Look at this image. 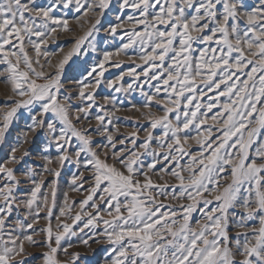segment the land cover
<instances>
[{
	"label": "snow or ice",
	"instance_id": "snow-or-ice-1",
	"mask_svg": "<svg viewBox=\"0 0 264 264\" xmlns=\"http://www.w3.org/2000/svg\"><path fill=\"white\" fill-rule=\"evenodd\" d=\"M124 6L139 10L142 18L136 19L135 24L143 25V34L133 29L129 42L121 50L126 52L139 43L140 58L153 72L149 79L159 81L152 95L145 94L146 108L161 91L165 93V100H155L163 107L164 115H145L149 117L152 129L158 125L163 128L159 138L163 161L176 162L170 175L179 183L154 182L139 160L142 153L133 150L126 154L124 141L119 142L121 148L117 151V142L105 125L107 113L95 117L99 125L91 130L101 135L107 133L108 143L94 148L93 137L89 134L91 126L77 127L69 112L70 105L58 98L65 65L80 53L81 47L96 31L108 0H51L46 7L39 6L37 0H0V64L5 65L0 70V77L10 84L13 94L5 100V104L11 106L0 112V141L19 109H35L30 117L29 131H46L51 138L49 146L54 145L60 153L56 162L61 166L69 160L80 163L81 154L86 153L88 158L83 166L90 169L94 181L90 193L80 201V211L74 215L72 204L75 201L70 204L67 193L64 194V205L59 209L57 230L54 231L51 220L52 209L56 207L55 182L49 192L42 193L43 176L35 178L36 173L29 168L24 175L31 181V189L22 199L18 197L15 193L19 191L21 181L15 175L16 169L8 163H19L24 157H17V149L13 148L8 163L0 164V174H3L0 180V264H25V241L32 245L41 242L33 235L21 236L16 232L24 228L35 232L33 225L40 219L42 211L48 221L47 226L40 229L46 233L42 243L48 249L42 253L44 264H61L57 259L58 251L67 254L68 247L72 246L68 244L61 248V241L66 236L76 235L72 227L82 221V217H86V222L80 232L89 228L93 230V236H97L94 231L97 223L105 225L103 236L111 244L108 264H264V137L261 135L264 133V0H257L251 7L245 0H124ZM57 11L60 16L54 14ZM69 11L78 14L73 17L78 25L83 26L80 24L83 18L91 26L84 35L71 38L74 46L63 54L54 71L48 72L40 64L41 45H47L49 37L55 38L53 34L57 29L61 33L74 31L66 18ZM90 13H95L94 20H89ZM111 31L115 33L116 28ZM194 44L207 47L196 48ZM26 45L33 48L35 58L29 56ZM59 51L63 52V49ZM43 55L48 57L46 63L51 67L49 53L45 51ZM112 56L113 53L104 52L103 59L88 72V76L97 68L101 69L98 75L102 76L104 63ZM34 65H38L39 70ZM128 74L136 75L131 70ZM144 74L148 75V69ZM41 79L45 82L38 83ZM86 79L79 81L78 96L95 103L91 92L85 95V89L89 87ZM95 83L98 86L100 80L95 79ZM209 92L215 95L209 96ZM204 97H207V103L200 102ZM221 97L225 98L223 102H220ZM182 103L184 111L181 112ZM90 107L78 108L75 120L79 122L81 114L87 119ZM217 107L219 111L211 116L213 123L207 126L206 133L194 138L201 152L190 154L184 147L189 136L184 134L182 140L181 135L190 125L197 128L205 125L208 113ZM173 112L177 113L175 123L169 118ZM49 115L51 119H47ZM213 128L220 133L215 138ZM169 134L172 143H166ZM125 136L133 138L131 143L135 148L138 134L132 132ZM27 137L25 132V142ZM73 139L79 141L74 156L68 151ZM152 139L149 131L145 143L140 146L145 153ZM253 144L258 146L250 155ZM109 147L113 149L112 164L107 162L109 153L106 149ZM174 151L189 155L190 163L181 166ZM45 160L43 171L58 178L60 172L48 167L53 159L45 157ZM157 162L153 160L147 169H156ZM226 169L230 179L222 175ZM168 171L167 164H163L160 172ZM82 176V173L79 177L73 176V191L83 187V182L77 186ZM139 176L144 177L143 181L137 178ZM177 186L181 190L179 194L175 191ZM169 189L172 190L171 199L191 202L166 205L157 196L167 197ZM98 191L102 193L99 200L104 202L112 217L110 220L101 215V206L94 199ZM204 193L211 198H206ZM213 202L215 207L205 210L203 220L193 226L191 217L197 205L203 203L207 208ZM21 206L33 217L31 223L25 224L27 216L12 222L14 210ZM89 207L95 209V213L88 211ZM176 207L182 209L179 215L173 211ZM65 216L71 217V225L60 219ZM253 221L259 226H251ZM230 227L244 231L235 232L232 238ZM81 242L87 245L88 239ZM79 256V253H72V264Z\"/></svg>",
	"mask_w": 264,
	"mask_h": 264
},
{
	"label": "rangeland",
	"instance_id": "rangeland-1",
	"mask_svg": "<svg viewBox=\"0 0 264 264\" xmlns=\"http://www.w3.org/2000/svg\"><path fill=\"white\" fill-rule=\"evenodd\" d=\"M51 0H37V4L39 6L46 7ZM257 0H245L246 5L249 7L255 5ZM124 4V0H108V7L103 10V15L100 17V23L96 26V31H94L93 35L88 38V41L81 47L80 53L74 55L68 63L65 65L62 74H61V89L58 93V98L62 103H66L70 105L69 112L73 118V122L77 127H86L91 126L89 134L93 137V147L99 149V146L107 144L108 141L106 139L107 133L101 135L95 131H92V128H95L99 125V122L95 119L97 115H105V125L107 126L108 132L112 133L115 138L116 150L118 151L121 148L120 141H124V149L125 153H130L131 151H137L142 153L140 155L139 160L143 162L144 170L148 171L149 176H151L152 180L156 183H167L169 185H178V181L175 177L170 175L172 168L176 166V162L171 161V159L167 162L163 161V153L159 147V138L163 135V128L161 126H157L155 129L151 128L150 119L146 116V113H151L153 116H162L164 115V110L162 106H158L155 103V100L163 101L165 100V93L161 91L160 94L156 95L154 98V102L150 107H145V103L147 100V95H152L155 92V85L159 83L157 80H150L149 77L153 74L150 66L145 64L140 58V45L139 43L133 44L131 47L127 49V51H123L122 46L129 42L128 37L131 34V31L135 29L137 32L143 34V25H136L135 20L141 19L139 10L133 9L128 6L122 7ZM97 12L100 11L99 8L96 9ZM56 16H60L61 13L59 11L54 13ZM74 15H78L72 11L67 13V17L69 19V23L74 31L63 32L61 33L59 29H57V33L53 34V37H49L47 45H41V56H40V64L45 66V70L48 72L54 71L55 66L58 64L59 60L62 59L63 54L67 53L73 46L74 40L71 39L73 37H80L86 33L90 28V23L83 20L80 21L81 27L78 25L77 21L73 18ZM95 13L89 14V20H94ZM129 17L133 19L130 20ZM39 22V21H37ZM243 26V25H241ZM115 27L116 32L113 33L111 28ZM163 27V26H160ZM196 48L207 47V45L194 44ZM29 56L35 58L36 53L30 45H26ZM62 48L63 52L59 51ZM47 51L51 57V67L46 63L48 57H45L43 53ZM104 52H111L113 56L111 60L104 63L103 75H98L101 71L100 68L96 69V72H93L91 76H88V72L96 66V64L103 59ZM119 62V66H116V63ZM137 65H140L137 67ZM39 70L38 65H34ZM5 65L0 64V70H2ZM145 69H148V75L146 76ZM134 71L136 75H129V71ZM123 76V79L120 77ZM85 77L86 83L89 84V87L85 89V95L87 96L89 92H91L94 96L95 103L92 101H85L83 98L78 96V92L80 90L81 85L79 81L83 80ZM139 77V78H137ZM242 79L244 77H241ZM95 79H99L100 83L97 86L95 83ZM44 80H38V83H44ZM114 82V83H112ZM110 83L112 86L110 87ZM163 87V85H161ZM203 88V85H201ZM117 89H120L117 91ZM206 91V90H205ZM11 86L8 83H5L4 79L0 77V112L5 110L7 107H10V104H5V100L8 97L12 96ZM209 96H214V92H209ZM70 96V100H66L65 97ZM107 98V99H105ZM224 97L220 98V102L224 101ZM201 103H207V97H204ZM195 103V101H194ZM89 113L87 119L83 118V114H81V120L77 122L75 120V114L78 108L80 107H88ZM103 105V108L100 107ZM133 105L135 107H133ZM169 107H172L169 104ZM36 111L33 109L29 111L28 109L21 108L17 111L16 115L13 117L9 128L5 133V137L3 141H0V164L8 163L9 157L11 155V151L13 148H16V156H23V160L19 163H8L9 167H13L16 169L15 175L20 179L21 183L19 186V191L15 194L21 199L27 193H29L31 189V181L24 175L27 169L31 168L36 173L35 178H39L40 175L43 176L44 185L41 189L42 193H47L50 191V186L55 182L56 187V207L52 209L53 217L51 223L53 225L54 231L57 229L55 225L57 223L56 217L59 216V209L64 205V194L67 193L69 198V203L72 204V214L80 211V201L86 198V196L90 193L91 187L94 186V181L92 179V174L89 168L83 166V162L86 158H88L86 153H82L79 160L80 163H76L75 160L65 161L63 166L56 162V157L60 154L57 149L53 146H49L50 137L47 135L45 130L37 129L35 132L29 131V126L31 125V115ZM179 111H184L183 103L181 104V108ZM201 111H205V109H201ZM219 111V108H214L211 112L208 113V120L205 125H200L197 128L195 125H190L188 129L184 130V133L181 135V139L183 140V135L187 134L189 136V140L186 144H184L185 149L192 155H197L201 152V147L195 142V137L198 134L206 133V129L208 125H211L213 121L211 120V116L216 114ZM176 112L169 114V118L175 123ZM199 115V113H198ZM47 119H51L49 115ZM111 121L109 124L108 121ZM183 120V117H181ZM59 127V125H58ZM118 129V131H116ZM103 131V129H101ZM151 131L153 139L150 142V147L147 153L145 150L140 147L145 143V139L147 137L148 132ZM28 133L27 141H24V133ZM136 132L138 136L135 138V148H133V144L131 143L132 137L128 136L126 138L125 134ZM220 133L217 129H212L213 138L219 136ZM264 137V133L261 134ZM166 143H172L171 134H169L168 138H165ZM79 141L76 139L72 140V147L68 149L69 154L74 156L76 151V146ZM258 146V144H253L250 155L254 154V149ZM152 150H155L156 153H153ZM106 151L109 153V158L107 162L109 164L114 163L111 159V153L113 149L111 147L107 148ZM27 152L28 155H24ZM174 155L177 156L179 164L181 166H186L190 163L189 155H182L179 152H173ZM207 154V153H206ZM45 157H51L53 159V163L48 165V167L57 169L60 172L58 178L54 177V175L50 172H44V166L46 164ZM101 158L103 159V155L101 154ZM153 160H157L156 169L149 170L147 169V165L152 163ZM163 164H167L169 171L166 173L160 172V168ZM117 167L120 165L117 163ZM83 174L80 180L77 181V186L83 182V187L78 191H73L74 185L71 183L73 176H80ZM185 176L188 175L187 172L183 173ZM226 179H230V176L227 175V169L224 174H222ZM141 181H143L144 177H137ZM3 179V174H0V180ZM102 185L101 187H103ZM224 186V181L221 180V187ZM211 187V185L209 186ZM171 189H169V194L167 197L165 196H157V198L163 201L166 205H179L190 203L186 199H171ZM177 194L181 191L177 186L175 188ZM189 191H192L189 189ZM102 193L98 191L94 199L101 206V215L105 219H111L112 217L108 215V211L105 209L104 202L99 200V196ZM155 194V193H154ZM194 194V193H193ZM206 198H211L208 196V193H204ZM123 200V198H121ZM91 201L89 205H91ZM49 204L51 205V197H49ZM215 207V202L212 205H208L207 208L203 203L197 205L196 210L192 213L191 224L193 226L196 225L197 221L203 220V212L205 210L211 209ZM88 211L95 213V209L87 208ZM167 210V209H162ZM173 211H176L179 215L182 212V209L176 207L173 208ZM115 213L113 212V215ZM27 216V220H25V224L31 223L33 217L28 215L23 206H21L18 210H14L12 216V222L22 217ZM62 221H65L72 224V219L70 216L60 217ZM86 222V217H82V221L77 222L72 227V231L76 232V235L66 236L61 241V248L67 247L68 244H71V247H68L67 254L62 251H58L57 259L61 261V264H72V253H79V259L75 261V264H108L110 260V256L108 255L111 244L104 238L103 229L105 225L102 222L97 223V227L94 231L97 233V236H93V230L89 228H85L83 232H80L79 229L83 227V224ZM230 223L232 221L230 220ZM48 224L47 219L45 218V212L42 211L40 213V219L33 225L35 232L32 229L24 228L21 231H17L16 235H33V238L36 241H39L38 245H32L29 242L25 241V249L26 253L23 258L25 259V264H44V257L42 253L47 252L48 249L42 243L46 238V233L40 231V229L45 228ZM251 226L258 227L259 225L253 221L251 222ZM11 227V224L9 225ZM62 231L63 229H59ZM244 231V229H238L234 227H230L229 235L230 237H235V232ZM89 237H92L89 239ZM97 238L99 242H97ZM84 239H88V244L85 245L81 241ZM53 246H55V242L53 241ZM21 257H17L20 259Z\"/></svg>",
	"mask_w": 264,
	"mask_h": 264
}]
</instances>
